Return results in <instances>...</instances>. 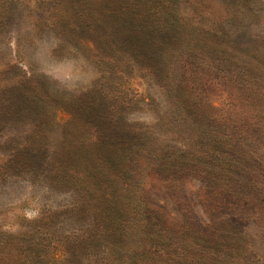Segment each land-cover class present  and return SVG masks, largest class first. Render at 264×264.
Wrapping results in <instances>:
<instances>
[{"label": "rangeland", "instance_id": "1", "mask_svg": "<svg viewBox=\"0 0 264 264\" xmlns=\"http://www.w3.org/2000/svg\"><path fill=\"white\" fill-rule=\"evenodd\" d=\"M90 1L0 0V239L39 229L66 259L57 242L91 236L102 250L70 264L123 263L122 248L146 262L133 241L136 210L152 235L164 232L161 264H264V0H248L224 77L215 30L195 15H225L222 0H149L193 28L157 22L155 37L141 15L138 32L109 24L117 10L106 5L124 0L85 10ZM80 11L96 19L90 31ZM162 33L178 35L175 48ZM98 128L127 139L100 144ZM116 174L136 195L116 186ZM107 200L128 212L130 227ZM17 248H4L0 264H12Z\"/></svg>", "mask_w": 264, "mask_h": 264}, {"label": "trees", "instance_id": "2", "mask_svg": "<svg viewBox=\"0 0 264 264\" xmlns=\"http://www.w3.org/2000/svg\"><path fill=\"white\" fill-rule=\"evenodd\" d=\"M97 1L101 3V0H91L89 4H87L85 10H95L93 5ZM148 1L149 0H124V1H118L117 3H111L109 6L106 5L107 10H117L114 12L113 14L114 16L112 17L116 20V22H111L109 24H111L112 27L117 28L120 33L124 32L123 31L124 28L130 29L132 32L134 30H135L134 32H138L137 29L139 27L136 22V16L141 15L140 18L144 19V24L146 26L148 25L153 30V32H151L153 34H154V29H156L157 22L160 23V26L162 28H167V29L170 28V26L165 24L168 21L169 23H171L172 28L176 24L180 25V27L182 25L184 26V28L181 29L182 31L189 30L191 28V26L187 22L183 20L182 21L179 20L181 19L180 17L182 14L178 10H173V11L164 10V8L162 9L160 4L149 5ZM160 1L164 3L163 0H156V2L158 3ZM172 1L177 2L178 5L183 4L182 2L183 0H172ZM193 1H196V0H193ZM222 5L225 8V12L227 13L225 15H221V17H217L214 14L212 15L211 12H206V11L205 12L203 11L204 14L199 15L196 13L200 12L201 10L197 9V4L194 5V8L197 9L195 11V15L200 16L201 17L200 20L205 19L207 22L209 21L208 25L211 26L213 30H215L214 32L218 39V46L215 49V51L213 50L214 52H212L211 50L207 52L206 45L205 46L203 45L202 47H200L198 51L204 55H207L210 52H212L213 56L215 54L216 60L218 61V63L216 64V67L220 68L221 77H224L228 66H230V64H233L232 62L234 59L233 55H237L240 51L239 50L240 45L234 43L232 39V33L235 36L237 35L240 36L245 33L244 27H242V25H239V24H241V22H243V20L247 16V12L244 8L248 7L247 6L248 0H222ZM61 7L62 5L59 6V8ZM233 7L236 8L237 12L230 14V10H232ZM79 13H80L78 14L79 21H81L86 26L85 29L87 31H90L92 27L91 24L96 22V19L94 18V19L87 20L85 19V16H83V13L81 11ZM59 17H60L61 23H65L70 19L67 11H64V12L60 11ZM176 17H178L179 19H177ZM153 22H154V25L152 28L150 24ZM118 24L122 25V28H120ZM195 31L196 30H194L193 32ZM142 33L144 35L145 34L147 35L146 30L142 31ZM173 34L174 33H170L167 35V34L162 33L157 36L161 40L163 39V41H167V42H168L169 36L171 37L170 40L174 38L175 41L173 42V47L175 48V42H177L176 40L178 39V35L177 34L173 35ZM164 35H167V36L165 37ZM155 36H156V33L153 35V37ZM196 43L197 42H195V46H196ZM195 46H194V51L192 52L193 55L195 51H197V48H195ZM200 49H205V50L202 51ZM231 49L235 50V53L237 54L228 53L230 52L229 50ZM252 62H255L254 58H252ZM257 71H261L259 73L260 77L261 79H264V66H263V70H257ZM102 103L106 104L105 97H103ZM110 104L112 105L111 101H110ZM89 105L90 106H87L88 108L87 112L91 115L92 104L89 102ZM104 106L105 105H102V107H100L101 109L99 110V113H98L100 119L102 118L106 119L107 117V114H106L107 111L104 108ZM95 134H97V136L101 138L99 142L100 144L101 143L106 144V143L122 142V141H126L127 139L121 128L120 130L115 129V132L108 131V130H101L98 128ZM104 137L106 138V140H104ZM95 138H96V135H95ZM129 139H130V136L128 138V141ZM17 164L18 162H13V164H10L9 170L13 173L16 172V169H18ZM122 167H123V164H121L120 162L119 168H118V170H120V173L123 172ZM116 175H117L116 186L118 188L120 187V190L123 191L121 186L125 188L127 185L130 187L128 190L130 196L136 195L134 191L135 190L134 183H132L128 177H124L126 174L124 175L122 174L123 176L122 178H118L119 174H116ZM105 196L107 197V193H105V191L102 190L101 198L102 197L104 198ZM110 205H112L113 207L117 209L116 205H113V203H111ZM117 210L121 213H118L117 211L114 212L111 210H108V212L112 216H120V219H122V221L123 220L125 221V222H122V228H127V225L129 226L130 224H132V222L129 223V221L126 219L128 216V212L124 210H119V209ZM135 211L136 210H134L133 214L135 213L134 216L136 217L135 222L138 226L137 228L138 232H135L136 227L134 225L133 229L135 228L134 229L135 231L133 232L137 233L136 235L135 233L133 235L134 246L139 247V250L141 251L144 258H146V262L148 264H161V261L165 258V255H167L166 254L167 248L165 246H167L168 241L166 237L164 236V232L161 230V231H158L157 235L156 234L152 235L150 233L151 228H149L148 225L147 226L145 225L146 220L142 219L143 217L139 215V213L137 214ZM40 231L41 230L36 229L35 231L26 233L23 235L24 239L20 238L18 240H8V239L3 240L1 238L0 239V254H2V251L5 252L4 248L6 247L13 248V246L14 247L18 246L17 249H19V251L13 255L14 262L12 264H70L74 260V258H77V257L80 259V262L83 263L88 259L89 255H92L94 257V255L92 254L93 250L99 251V250H102L103 248V243L101 242V240L100 239L90 240L91 236H88V238L83 237L81 240L77 242V244L67 245L65 244L67 242H63L60 240L61 242H57L58 244H55V245H57L58 247H62V250H64L63 253L65 254V256L68 254V256L66 257V259L65 257H62L61 259H57L55 258L54 253L52 251V247L54 246V244L50 240L46 239V237L43 234H41ZM164 243H166V245ZM120 254H123V257L121 259L123 263H119V264H147L143 260L139 258L137 259L135 256V252L131 249H128V252H125L124 248H122L120 250ZM124 256H129V258H126ZM91 261H93L92 264H105L104 262L98 260L97 256H95L94 259L89 260V262ZM111 264H117V263H111Z\"/></svg>", "mask_w": 264, "mask_h": 264}]
</instances>
